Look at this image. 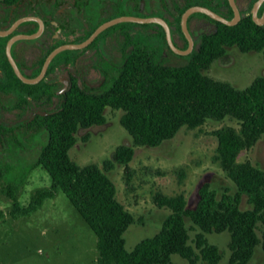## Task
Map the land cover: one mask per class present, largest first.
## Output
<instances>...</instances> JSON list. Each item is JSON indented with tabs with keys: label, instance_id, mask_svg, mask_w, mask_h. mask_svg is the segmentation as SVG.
Instances as JSON below:
<instances>
[{
	"label": "trees",
	"instance_id": "1",
	"mask_svg": "<svg viewBox=\"0 0 264 264\" xmlns=\"http://www.w3.org/2000/svg\"><path fill=\"white\" fill-rule=\"evenodd\" d=\"M231 45L242 51H261L264 58V25L255 23L250 13L232 25L220 21L216 31L202 35L199 49L184 63H168L137 47L111 77L109 86L90 90L74 84L62 108L43 119L47 137L33 165L48 172L49 186L35 189L28 203L20 205L16 187L8 183L9 213L13 217L30 214L61 190L97 236V264H176L173 253L190 264L199 259L215 264L221 252L205 233L225 230L229 232L230 264H247L258 245L264 253V168L250 159L238 160L240 152L260 138L264 141V75L238 88L205 72ZM106 107L122 111L119 121L132 139V144L122 143L114 150V161L124 166L127 185L134 146H158L182 127L199 128L209 119H235L238 127L226 124L212 130L217 139L213 159L235 183V192L225 189L218 195L207 180L199 183L192 203L182 192L155 191V205L169 211L158 231L127 249L123 233L135 218L117 198L116 185L107 174L113 161L81 165L69 155L77 130L104 123ZM178 170L181 181L185 172L182 167ZM243 195L249 204L245 208L240 205ZM186 219L199 228L193 238Z\"/></svg>",
	"mask_w": 264,
	"mask_h": 264
},
{
	"label": "rangeland",
	"instance_id": "2",
	"mask_svg": "<svg viewBox=\"0 0 264 264\" xmlns=\"http://www.w3.org/2000/svg\"><path fill=\"white\" fill-rule=\"evenodd\" d=\"M137 38L143 40L140 35ZM225 50L205 70L209 76L243 88L257 75H264L261 51L243 52L235 45ZM183 58L181 56L168 63H184L186 59ZM110 82L107 80L102 88L109 86ZM121 113L120 109L106 107L104 123L80 127L69 155L81 165L93 162L102 166L104 160L113 161L107 174L116 185L117 198L135 218L123 233L127 249H132L140 239L158 231L169 211L155 205L152 200L155 191L168 195L182 192L188 203H192L197 197L199 183L207 180L218 195L225 189L235 192V183L213 159L217 139L212 133L215 128L226 124L238 127L235 119H209L199 128L182 127L173 138L158 146H134V154L129 162L132 176L127 185L124 166L114 161L117 145L132 144L131 136L119 121ZM46 137L44 129L41 133L20 138V145L14 143L8 148L10 165L3 174L0 173V264H97V236L61 190H57L53 197L45 198L41 206L30 214L13 217L9 213L12 199L6 191L8 183L16 187L14 193L20 205L28 203L35 189L50 184L48 172L40 165H33L38 156L36 144ZM244 159H250L264 168L262 138L251 148L240 152L238 160ZM180 167L185 172L181 181ZM240 205L242 208L249 206L245 195ZM186 225L193 238L199 228L189 219H186ZM205 236L221 252V258L215 264H230L229 232H208ZM171 259L176 264H190L177 253H173ZM203 263L201 259L197 261V264ZM247 264H264L260 245L256 246Z\"/></svg>",
	"mask_w": 264,
	"mask_h": 264
},
{
	"label": "flooded vegetation",
	"instance_id": "3",
	"mask_svg": "<svg viewBox=\"0 0 264 264\" xmlns=\"http://www.w3.org/2000/svg\"><path fill=\"white\" fill-rule=\"evenodd\" d=\"M234 1L243 15L251 14L255 0ZM189 3L207 6L226 18L233 16L229 0H0V30H8L0 35V173L10 165V144L20 145V138L44 131V117L62 108L74 84L84 89H102L137 47L166 62L181 56L187 60L199 49L202 35L216 31L220 21L204 12L189 14L187 28L192 44L185 54L170 46L165 27L158 20L119 21L83 46L58 51L35 82L24 81L17 74L5 52L8 40L17 68L28 79L41 73L54 48L80 43L102 22L120 15L162 19L169 27L173 44L185 49L190 42L180 20ZM185 5L188 6L181 11ZM263 12L264 0L257 8L259 16ZM139 35L143 40L137 38ZM40 145L36 144L38 149Z\"/></svg>",
	"mask_w": 264,
	"mask_h": 264
},
{
	"label": "water",
	"instance_id": "4",
	"mask_svg": "<svg viewBox=\"0 0 264 264\" xmlns=\"http://www.w3.org/2000/svg\"><path fill=\"white\" fill-rule=\"evenodd\" d=\"M263 0H255L254 3H253V7H252V10H251V17L252 19L254 20L255 23L259 24V25H263L264 23V12L259 16L258 13H257V8L258 6L260 5V3L262 2ZM230 4L232 5L233 7V16L231 18H226L220 14H218L217 12L213 11L212 9H210L209 7L207 6H204V5H200V4H192L190 6H188L187 8L184 9V11L182 12L181 14V20H180V24H181V28L183 30V32L186 34V36L189 38V46L185 49H179L177 48L174 44H173V41L171 39V35H170V31H169V27L168 25L166 24L165 21H163L162 19H158L156 17H139V16H135V15H120V16H116V17H113V18H110L104 22H102L100 25H98L93 31L92 33L85 39L83 40L82 42L80 43H67V44H63V45H60L56 48H54L46 57V60L44 62V65H43V69L41 71V73L39 75H37L36 77L34 78H26L24 77L19 69L17 68L12 56H11V53H10V44H11V40H8L7 43H6V47H5V52L9 58V60L11 61V63L13 64L17 74L24 80V81H27V82H35L37 81L42 73L44 72L47 64L49 63L50 59L60 50L64 49V48H71V47H80V46H83L85 44H87L88 42H90L102 29H104L105 27L109 26V25H112L116 22H119V21H140V22H145V21H150V20H158L159 22H161L164 27H165V30H166V36H167V40H168V43L170 44V46L178 53H181V54H185L187 53L190 48H191V44H192V39L190 37V34H189V31H188V28H187V17L189 14L193 13V12H204L206 14H208L209 16L225 23V24H229V25H232V24H235L238 22V20L241 18V16L243 15L240 11H239V8L236 6L235 4V1L234 0H229ZM8 33V30H0V35H4V34H7Z\"/></svg>",
	"mask_w": 264,
	"mask_h": 264
}]
</instances>
